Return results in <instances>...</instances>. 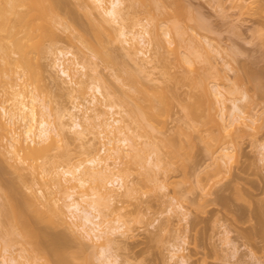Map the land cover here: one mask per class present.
Masks as SVG:
<instances>
[{
	"label": "rangeland",
	"instance_id": "374dc122",
	"mask_svg": "<svg viewBox=\"0 0 264 264\" xmlns=\"http://www.w3.org/2000/svg\"><path fill=\"white\" fill-rule=\"evenodd\" d=\"M124 1L125 25L148 32L146 40L150 44L143 47L147 55L135 53L116 35L112 41L108 38L107 43H111L107 45L117 56V63L92 56L109 81L105 91H113L110 102L117 104L120 113L115 115L122 119L120 124L133 144L122 152L118 162L115 156L109 159L113 170L124 175V189L112 200L105 195L95 198L110 221L104 226L117 227L112 234L115 247L107 257L86 233L76 228L77 218L66 206L70 199L65 185H54L46 177L33 179L29 170L24 173L28 180H23L0 155V255L17 256L24 264H56L59 256L53 252L54 241L58 245L64 239L67 249L78 255L74 254L77 258L73 260V254L67 252L70 258L65 260H73H69L71 264H264V0ZM63 2L65 12H73L70 15L74 18L68 16V20L87 22L84 10L91 8L92 0ZM95 12L98 15L92 14L93 18H102L100 11ZM53 28L54 38L46 41L45 51H38V41L33 42L27 58L34 71L36 91L60 116L74 103L85 101L83 91L90 88L85 83L65 87L58 84L61 78L54 66L55 57L60 50L76 48L68 29L62 25ZM167 30L172 31L171 39ZM77 44L91 53L82 41ZM41 64L46 70L41 69ZM195 78L209 88L218 86L223 91L227 105L224 111L217 96L210 98L212 113L219 121L227 126L232 122V99L239 100L246 117L228 127L208 124L206 117L205 126L202 121H194L198 119L189 116V104L199 96L201 104L204 102L201 83L197 86L200 80L196 85L192 82ZM16 80L24 83L20 78ZM150 98L159 106L154 125L148 124L153 110ZM207 101L203 103L205 113ZM64 120L70 122L68 117ZM85 127L82 135L67 128L68 143L59 146L58 142L57 149L51 152L57 158L54 167L58 165L56 170L63 178L69 176L63 175L64 169L81 161L88 164V159L98 153L106 155L103 144L110 145L107 138L92 124L85 122ZM229 145L232 156L223 160L222 149ZM111 176L106 172L85 175L89 182L77 191L93 196ZM63 182L67 183L65 179ZM39 191L58 199L62 216L47 195H36ZM35 195L40 198L35 199ZM75 197L80 199V193ZM36 205L48 209L45 217L49 212L51 217L55 214L66 218L64 223L43 222L39 215L44 211L39 213ZM12 206L21 208L18 212L24 217L29 216L28 222L33 225L30 228L40 237L35 245L26 242L29 239L21 234L19 214ZM55 237L62 241L58 243ZM174 244L182 249L175 251ZM34 246L37 250L32 249Z\"/></svg>",
	"mask_w": 264,
	"mask_h": 264
},
{
	"label": "bare ground",
	"instance_id": "6f19581e",
	"mask_svg": "<svg viewBox=\"0 0 264 264\" xmlns=\"http://www.w3.org/2000/svg\"><path fill=\"white\" fill-rule=\"evenodd\" d=\"M64 3L65 2H63V0H0V155L1 159H4V161L10 166V169L13 168L16 170L23 180H28L25 179L27 174L24 173L29 170V172H31L34 176L33 179L46 177L44 179L49 180L50 178V181L53 180L52 182H54V185H63L61 186L63 188L65 185L67 198L70 199V201L66 203V206L69 208L75 219L77 218V220H75L77 222H75L74 225L77 226V229L79 228L78 230H82L83 233H86V235L90 237L89 239H92L94 244H97V246L102 249L103 254L109 257L110 250L115 247L113 246L114 239L112 238V234L116 233L117 227H111L108 229L104 226V223H109L110 221L103 216L102 210L95 198L99 195H105L112 200L116 197L119 190L124 189L126 186L125 177L122 173L113 170L114 167L109 162V159L112 156H115V162H118L123 155L122 152L125 149L132 147L133 144L127 130H125V128L120 124L122 119L120 117H116L115 115L120 113L117 110V104L110 102L114 96L113 91H105L109 85V81L107 80L105 74L99 70V63L92 56L99 58L102 57V60L110 62L111 64L113 62L117 63L114 61L117 56L112 54L113 50H111L108 46L111 42L107 43L111 39L114 40L116 35H119L122 37L123 41L125 40L128 44H130V48L133 49L135 53L141 51L145 55H147L148 52L143 51V47L147 44L149 45L150 40L147 42L146 33L148 32L144 28H142V30H132V28L129 29L125 25L124 19L126 14V5L124 0H92V5H90L92 9L90 8V10L86 8L84 10V14L86 13L89 17H86L89 22L88 20L86 22V19L84 20L86 22L85 25L82 24L84 21L82 23H80V21L76 24L72 23L73 21L71 19H67L68 16L72 18L74 17L70 15L73 14L72 10H69L70 13L68 11L65 12L64 5L66 3ZM72 4L74 5V3ZM76 6L78 7V4ZM95 9L103 14L102 18L99 16L97 17L96 15L98 14L96 12L93 13ZM75 12L77 13V11ZM9 14H13V17H10ZM92 14H96L94 15V18ZM60 25L64 26L65 29H68V35L74 42L76 50H60L56 55L54 66L58 68L59 77L61 78V80L58 79L61 81L58 84H60L61 87H65L66 84L85 83L89 86L90 91H83V98L85 101L74 103L72 107H70L66 112L61 113L59 116L54 113V109L50 106V103L44 101V99L36 91V87H34V71L31 69V65H29L27 57L28 53L33 50L32 43L36 41L39 43L37 50L44 52L46 41L54 38L53 36L55 33L53 32V26L58 29L60 28ZM114 33L116 34L114 35ZM166 35L171 39L172 31L167 30ZM78 40L82 41L91 53H89L80 44H77ZM1 50H3V52ZM12 61L14 63L17 61L14 64L17 67L12 66ZM40 67L42 70H46L44 68L45 66L42 65ZM127 71L128 69L124 72ZM17 78L22 79L24 83H18L16 80ZM196 80L195 82L192 81L194 85H196V83L198 84L200 79ZM200 83L202 86L201 93L204 97H206L204 98L202 96V102L204 101L203 103L206 105L205 101H207V99L210 101V98H212V95L214 94L218 97L219 102L223 106L222 111H224L227 105L225 102L226 98L221 88L218 86L214 89L209 88L205 85V83L202 84L201 80L197 86H200ZM2 95L5 96V99H1V97H4ZM199 97L200 98L195 99L196 101L194 100L193 103H190L191 105L189 104L190 107L188 106V108L190 109L187 111L190 112L189 116H196V118L192 116L194 119H198L194 121L198 123L199 121L204 122V126L205 123L207 124L208 122V124L211 123L228 127L235 121H239L246 117V111L240 105L239 100L232 99V104L230 106L232 122L227 126V124L219 121L215 113H212L213 102L211 103V101H207L208 108L207 113H205V105L203 103L201 104V96ZM151 100L156 102V100L154 101V98H150L149 100L152 104L153 110L150 115H148V119L150 120V123L148 124L154 125L153 122H155V117H157L159 113V106L157 105V102L153 103ZM6 101L7 105L9 104L8 106L5 103ZM203 105L204 108L202 109ZM156 107H158V109H156ZM91 111H94V113ZM65 117H68L70 122L64 120ZM192 117L190 118L193 120ZM204 117H206L205 119L207 122H205L206 120ZM85 122L99 128L100 134L104 136L103 138H107L108 144L111 146H108L106 142L103 144L104 152L106 153L105 156H101L100 153H98L88 159V164L81 161L70 168L64 169L63 175L69 176L63 178L64 176H60L59 171L57 172L56 170L58 165L55 164L56 167H54V161H56L54 159L57 158L55 155H51V152L52 150L57 149L58 142H61L59 146H64L68 143L66 132L67 128L76 134H84L86 131ZM231 149L232 147L230 145L223 147L221 154L223 160L232 156L230 153ZM64 154L67 155V153ZM117 158L119 159L117 160ZM105 172L111 174L112 176L106 185L104 184L99 186L100 191L98 190L94 193L95 197L89 193L77 191L78 188H83L87 185V182H89L85 175H94L96 173L102 174ZM64 179L67 182L66 184L63 182ZM103 187L105 190L102 189ZM40 192L42 191H39L38 193L36 192L37 194H35L38 196ZM43 192L41 194H43ZM77 193H80V199L75 197ZM36 195L34 197L38 200L40 197L37 198ZM43 195L46 196L47 194L44 193ZM6 196H8V194ZM47 198L48 201H52L50 204H54L52 206H58L57 214L62 216L63 210H61V206L58 205V199H54L55 197L52 198L48 195ZM82 201H84L86 205H84ZM29 202L31 204V201ZM11 203L12 202H10V205ZM38 207L40 206H35L36 210H39V213L40 210L44 211L43 213H40L42 216L37 212V216L39 215L40 218L45 220H42L43 222L49 221L53 223L55 221L54 223L58 224L64 223L63 220L66 218H61L60 216L54 214V216H57V219H59L56 220L54 216L51 217L52 215H50L49 212L48 216L53 221L51 219L47 220L48 216L45 217V214L48 209L46 208V210H44L45 208L39 209ZM15 209L17 212L21 210V208L19 210L17 208ZM30 209L31 208H29V211H31ZM55 211L56 210H54V212ZM18 214L21 221H19V223L22 226V228L19 226L22 229L21 234H23L24 237L26 236V240L29 239L26 242L31 244L38 243L35 242V240L40 237H37L38 233L36 234V232H33L35 229L32 231L33 228H30L31 226L33 227V225H30L31 221L30 223L28 222L29 216L27 219L23 216L24 213L22 214L18 212ZM31 215L33 216V214ZM14 216L16 218L17 215ZM33 217L36 216L34 215ZM58 236L62 238V236ZM57 239L58 238H56V241L59 243L63 238L60 239L61 241H58ZM39 243L40 246L41 242ZM54 243L56 244V249L53 248L55 249L53 252L59 256V261H56V264L59 262L60 264H64L66 261L65 259L68 257L70 258V255L72 254L73 260L77 258L78 255L75 251H69L67 249L68 247L66 246L68 244H66L67 242H64V239L62 241V243H64L62 247L60 246L62 243H59V246L55 241ZM52 247H54V245H52ZM32 249L37 250L35 249V246ZM174 249L175 251H179L182 247L174 244ZM6 251H8L7 248H5V252ZM51 252L52 251H50V253ZM67 252H70V255L67 254ZM74 254L77 256L75 255V257ZM45 255L47 256V254ZM0 256H2L0 264H24V262L17 256L12 257L5 253ZM69 260L70 262L73 261L71 259ZM69 260H67L68 262L66 261L65 264H71Z\"/></svg>",
	"mask_w": 264,
	"mask_h": 264
}]
</instances>
